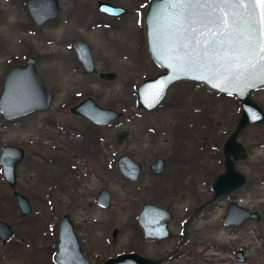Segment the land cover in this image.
<instances>
[{"label": "rangeland", "instance_id": "1", "mask_svg": "<svg viewBox=\"0 0 264 264\" xmlns=\"http://www.w3.org/2000/svg\"><path fill=\"white\" fill-rule=\"evenodd\" d=\"M96 1L58 0L57 16L35 26L24 0H0V88L7 69L31 55L51 96L46 110L12 120L0 114V147L23 149L15 167V189L31 204L30 213L20 217L0 172V219L13 231L0 244V264H56L57 223L63 213L73 223L88 264L128 251L167 258L179 239L181 222L208 199L211 181L222 171L221 145L238 118V101L183 80L171 84L153 110L138 109L136 85L158 70L145 51L142 15L147 0H105L127 9L119 17L99 12ZM77 39L89 45L96 71L114 72L112 79L83 70L71 47ZM85 96L122 115L95 126L71 114L68 108ZM251 97L264 113V87L253 90ZM122 129L128 135L117 144L114 134ZM236 140L247 153L235 163L245 175L244 184L202 208L189 225L185 243L159 264H264V123L249 124ZM122 153L143 165L133 182L116 169L115 158ZM156 156L165 165L151 173L147 164ZM101 185L110 190V206L88 207ZM229 200H241L258 213V221L223 224ZM142 202L171 212L170 238L142 239L135 220ZM113 228L117 235L111 243ZM236 250L245 259H237Z\"/></svg>", "mask_w": 264, "mask_h": 264}, {"label": "water", "instance_id": "2", "mask_svg": "<svg viewBox=\"0 0 264 264\" xmlns=\"http://www.w3.org/2000/svg\"><path fill=\"white\" fill-rule=\"evenodd\" d=\"M24 4L35 26H41L54 19L59 10L58 0H24ZM95 6L99 12L111 17H119L127 13V9L105 0H97ZM171 11L166 8L165 0H147L146 2L142 15L145 51L158 68V72L144 78L136 85V107L144 112L153 110L165 96L167 88L171 84L183 80L200 83L211 91L230 95L238 101L240 106L236 123L221 145L222 171L217 173L211 181V196L200 203L192 211L187 221L183 223L182 235L185 236L187 227L198 209L219 196L237 190L244 184L245 175L235 168L234 163L245 158L247 153L236 137L249 124L264 123V113L251 97L253 90L264 87V82L258 77L250 78L247 74L239 81L228 82L223 75L211 74L204 67H181L175 45L166 28V23L170 22L167 18L171 16ZM259 12L260 8L257 5L258 16ZM158 15L164 18L158 20ZM71 47L84 71L96 73L98 78L104 80H110L115 76V73L111 71H96L89 45L85 41L74 40ZM50 100V93L43 86L35 71L33 56L28 55L22 63L13 64L7 69L0 88V114L4 119L12 120L33 111L46 110L50 105ZM68 110L71 114L79 116L95 126L107 125L122 115L121 111L100 106L90 96L83 97L71 105ZM126 135V130L116 132L114 134L115 142L121 144ZM22 157L23 149L21 147L10 144L1 145L0 172L11 190L20 217L28 215L31 211L27 196L15 189V167ZM116 166L118 171L130 180H135L139 174L140 165L125 154L117 156ZM162 166L163 159L160 157L152 160L149 165L154 172L160 171ZM94 201L103 207H109L108 191L101 188L95 195ZM170 218L169 210L150 202H144L137 213L136 221L145 238L165 239L172 236L167 227ZM246 219L258 221L259 215L256 211L245 208L241 200L239 203L233 200L226 203L221 217L223 224L239 225ZM11 236L10 225L0 219V242L8 241ZM111 236L114 239L115 229L112 230ZM182 242V240L179 241L178 245ZM235 257L245 259L241 250L235 251ZM160 259L163 258H147L136 252H121L107 257L100 264H159ZM53 261L56 264H88L89 262L81 252L73 223L68 214L61 215L57 223Z\"/></svg>", "mask_w": 264, "mask_h": 264}, {"label": "snow or ice", "instance_id": "3", "mask_svg": "<svg viewBox=\"0 0 264 264\" xmlns=\"http://www.w3.org/2000/svg\"><path fill=\"white\" fill-rule=\"evenodd\" d=\"M165 5L172 10L166 28L181 67H204L228 82L246 74L264 82V0H165Z\"/></svg>", "mask_w": 264, "mask_h": 264}, {"label": "flooded vegetation", "instance_id": "4", "mask_svg": "<svg viewBox=\"0 0 264 264\" xmlns=\"http://www.w3.org/2000/svg\"><path fill=\"white\" fill-rule=\"evenodd\" d=\"M158 71V70H157ZM157 71L155 72V74L157 73ZM153 76V75H152ZM188 82H190V81H188ZM196 83V82H195ZM198 85H199V83H197ZM199 86H201V85H199ZM141 110V109H140ZM142 111V110H141ZM144 112V111H143ZM188 126H191V123H188ZM122 130H124V129H122ZM127 131V130H126ZM127 135H128V131H127ZM126 135V136H127ZM125 138V137H124ZM122 142H123V140H122ZM122 154H125V155H127V156H129L128 154H126V153H122ZM130 157V156H129ZM157 157H160V156H156V157H154L152 160H154L155 158H157ZM117 158V157H116ZM116 158H115V166H116ZM131 158V157H130ZM161 159H163V166H162V168H161V170L160 171H158V172H154V171H152L151 169H150V167H149V165H150V163H151V161L152 160H150V162L147 164V169L151 172V173H159V172H161L162 171V169H163V167H164V165H165V161H164V158L163 157H160ZM132 159V158H131ZM132 160H134V159H132ZM135 162H137L139 165H140V170H139V174H138V176H137V178L139 177V175H140V173H141V171L143 170V165L140 163V162H138V161H136V160H134ZM237 162V161H236ZM235 162V163H236ZM235 163H234V166H235ZM182 165H183V167L186 165V163L185 162H183L182 161ZM116 169H117V166H116ZM118 170V169H117ZM119 172V171H118ZM120 173V172H119ZM121 174V173H120ZM122 175V174H121ZM126 180H128V181H131V182H133V181H135V180H130V179H128L126 176H124V175H122ZM101 188H105L107 191H108V193H109V200H110V190L108 189V187L106 186V185H101V186H99L98 187V189H97V191L94 193V195H93V198H92V202H88V203H86V205L88 206V207H90L91 206V204H94V205H96V206H99V207H102V208H106V207H103L102 205H100V204H98V203H96L95 201H94V199H95V195L98 193V191L101 189ZM18 191V190H17ZM21 193V192H20ZM23 194V193H22ZM211 194H212V192H211ZM211 194H210V196H211ZM12 195V194H11ZM23 195H25V194H23ZM26 196V195H25ZM209 196V197H210ZM208 197V198H209ZM220 197V196H219ZM219 197H217V198H219ZM13 198V197H12ZM27 198H28V196H27ZM216 198V199H217ZM216 199H214L213 201H215ZM14 200V199H13ZM28 200H29V203H30V199L28 198ZM205 200H207V199H205ZM204 200V201H205ZM204 201H202V202H204ZM212 201V202H213ZM15 202V201H14ZM201 202V203H202ZM142 203H144V202H142ZM142 203L140 204V206H139V208H138V210H137V212H136V216H137V213H138V211H139V209L141 208V205H142ZM211 203V202H210ZM210 203H208V204H205L204 206H202L200 209H198L197 211H196V213L194 214V216L202 209V208H204L205 206H207V205H209ZM200 204V203H199ZM198 204V205H199ZM16 205V204H15ZM156 205V204H155ZM198 205H196L192 210H191V212H190V214L188 215V217L186 218V219H184L182 222H181V229H180V236H179V239H178V241L176 242V245H175V247L171 250V251H173L175 248H176V250H174L171 254H168L169 256L167 257V258H165V257H156V258H163V259H160V262H162L163 260H166V259H169L171 256H174V254H175V252L179 249V247L181 246V245H183L184 243H185V241H186V239H187V237H188V228H189V225H190V223H189V225H188V227H187V230H186V234H185V236H183L182 235V225H183V223L185 222V221H187V219L189 218V216L191 215V213H192V211L198 206ZM30 206H31V204H30ZM110 206V205H109ZM158 206H160V205H158ZM161 207H163V206H161ZM108 208V207H107ZM163 208H165V207H163ZM166 209V208H165ZM168 210V209H167ZM63 214H66V213H63ZM62 214V215H63ZM69 216V215H68ZM136 216H135V220H136ZM194 216H193V218H194ZM171 217H172V215H171ZM193 218H192V220H193ZM191 220V221H192ZM136 223H137V221H136ZM138 225V224H137ZM138 227H139V225H138ZM140 228V227H139ZM12 229V228H11ZM113 229H115V237H114V239H112V236H111V234H112V230ZM113 229H111V231H110V242L111 243H113L114 241H115V238H116V235H117V229L116 228H113ZM140 232H141V237H142V239H144V240H149V241H158V240H160V239H152V238H145L144 236H143V234H142V231H141V229H140ZM12 235H13V231H12ZM12 237V236H11ZM11 239V238H10ZM9 239V240H10ZM56 239H57V237H56ZM8 240V241H9ZM183 241L180 245H178V243H179V241ZM7 242V241H6ZM6 242H4V243H6ZM4 243H1L0 242V244H4ZM170 251V252H171ZM128 252H134V251H128ZM121 253V252H120ZM116 254H118V253H116ZM115 254V255H116ZM165 258V259H164ZM159 262V263H160Z\"/></svg>", "mask_w": 264, "mask_h": 264}]
</instances>
